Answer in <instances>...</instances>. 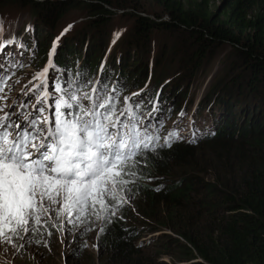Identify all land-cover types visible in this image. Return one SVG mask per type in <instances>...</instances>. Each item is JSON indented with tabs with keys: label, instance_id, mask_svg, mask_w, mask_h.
<instances>
[{
	"label": "trees",
	"instance_id": "obj_1",
	"mask_svg": "<svg viewBox=\"0 0 264 264\" xmlns=\"http://www.w3.org/2000/svg\"><path fill=\"white\" fill-rule=\"evenodd\" d=\"M26 1L8 0L4 5ZM151 1L160 14L154 13V19L135 14V34L125 45V53L113 50L107 63L102 60L106 43L103 30L109 17L126 7L147 14L138 0H28L33 5H28L33 18L44 29L37 40L45 35L41 46L39 42L37 56H45L55 37L57 21L77 5L87 7L93 16L87 29L77 34L78 39L71 37L72 33L57 44L53 60L57 70H65L69 81H79L86 91L90 88L85 85L91 86L99 73L97 87H109L115 79V89L119 85L128 95L147 75L140 53L147 50L152 27L185 34L196 45L188 51L191 63L227 43L237 57V73L215 77L202 94L194 115L209 110L211 132L200 139L201 144L192 141L171 145L152 140L149 148H141V154L126 168L135 175L124 178L129 181L127 189L142 197L140 207L137 206L140 216L154 221V229L165 227L170 231L160 232L155 238L154 247L160 248L159 252L168 249L174 254V248L178 249L183 254L181 264H264V93L252 88L264 87V0H220L214 9L213 0ZM39 13L44 16L42 19ZM164 15L169 19L158 20ZM174 43L173 48L181 46L180 42ZM191 72H181L182 83L192 80ZM122 80L125 84H119ZM158 88L154 84L146 96L143 93L147 104L156 93H160L159 106L170 98V90L162 93ZM110 90L114 92L108 89L105 95L112 96ZM173 93L175 114L187 91L181 84ZM163 94L167 95L166 100ZM223 138L240 141L231 143ZM170 167L181 169L177 179H169L165 185L159 181L146 183L147 176L154 172L173 176ZM116 210L122 215H112L110 210L99 223L97 244L104 251L99 264H169L158 256H145L146 248L141 242L136 243L138 227L126 221L131 209L122 204Z\"/></svg>",
	"mask_w": 264,
	"mask_h": 264
},
{
	"label": "rangeland",
	"instance_id": "obj_2",
	"mask_svg": "<svg viewBox=\"0 0 264 264\" xmlns=\"http://www.w3.org/2000/svg\"><path fill=\"white\" fill-rule=\"evenodd\" d=\"M138 1L146 8L147 14L137 11L133 7H126L123 10H117L116 13L109 17L106 29L104 28L103 30L106 32V43L102 60H106L107 63L108 57L113 50L114 52L125 53L124 49L127 47L125 45L131 41V37L135 34V14L148 15L152 19L157 18L154 13L160 14L159 8L151 0ZM6 2L8 0H0V76L4 77V83L0 84V87L3 88L0 96H6L7 98L0 100V107H4V112L22 111L28 114L33 111L32 106L36 103V94L29 91V89L39 83L33 77L47 66L49 53L54 42L57 46L63 38L69 37L72 33L71 37L78 39L77 34L79 31L87 29L88 21L91 20L93 15L87 7L82 5H77L76 8L68 11L57 21V28L54 32L55 37L52 39V45L46 49L45 56L38 57L36 51H40L39 42L41 46L42 38L45 35L42 34L41 39L37 40V35L44 29L33 18V12L28 8L29 4L32 7L33 5L28 0L25 4H12L10 6H5ZM219 5L220 0L212 1L213 9ZM39 14V19H42L44 16L41 13ZM168 19L169 16L164 15L158 20ZM58 37L59 40H57ZM148 38L145 47L147 49L145 50L146 52L141 51L140 53L141 62H144L145 66H147L146 77L133 87L128 95H126L127 92L121 90L122 88L119 85L115 89L113 83L115 79L112 80L109 87L104 86L105 91L114 89V92L110 90V95L112 94V97H114L113 103L115 104L116 115H119L124 108L125 97H132V100L135 101L133 110L137 113L140 126H147V132L154 137H158V139L153 141L162 140V142H165L169 139L170 134L174 133L175 135L170 138L169 143L171 145L174 143H191L192 141L193 143L198 142L201 144L202 141L200 139L208 132H211L213 123L211 112L207 109L199 112L196 117L194 116L198 109L200 98L214 82L215 77L218 75L225 76L230 72L237 73V57L234 56V52L227 43H221L213 52L207 51V53L199 57L200 59L197 62L191 63L188 51L195 44L188 41L182 32L177 35L173 32L152 27L149 30ZM174 42H180L181 46L173 48ZM140 47L144 49L143 46L140 45ZM53 59L54 55L52 56L54 65ZM129 62L127 61V64ZM78 63H81V61ZM184 69L185 72L192 71L191 74H193L191 76L192 80L182 83L180 74ZM48 75L50 85L61 77L62 86L64 81H69L65 70H57L55 66L49 69ZM97 76L91 86L90 84L85 85L90 89L86 91L81 87V91L91 93L92 87H97ZM119 84L125 83L122 80L119 81ZM154 84H158V91L162 90V93L170 90L168 93L170 98L162 106H159L158 102L160 93L154 94L153 100L149 101L150 105L142 97L143 93L146 96ZM178 84L179 86L182 84V88L186 89L187 95L183 105H180V109L174 114V105H172L173 102L171 103V97L175 96L173 92L179 89V86L176 87ZM252 88L264 93V87L252 86ZM49 90L51 91V87ZM134 93H139V96H133ZM163 95L165 96L164 100H166L167 95ZM84 103H88V101ZM137 104L139 107H136ZM169 104L171 105L169 106ZM13 105L14 107H5ZM22 105L25 106L22 107ZM167 105L169 110L166 108ZM0 115H3V112H0ZM12 119L15 120L16 116L13 115ZM121 119H125V117H121ZM222 140L228 139L223 138ZM233 141L229 142L235 143L240 140ZM169 169H172L171 175L173 176H169L168 172H166V175L154 172V174L147 176L146 183L152 184L159 181L161 185H165L170 182L169 179H177L181 169L179 170L177 167H170ZM129 190L127 189L120 193L127 200V203H123V205L131 209V214L127 215L126 221L138 227L139 237L136 243L141 242L143 247L146 248H143L147 250L144 251L146 253L145 256H158L159 260L166 261L169 264L183 263L184 261L181 259L183 254L178 249L174 248V254H170L168 249H166L168 252L165 250V253V251L159 252L160 248L154 247L155 238L160 232L170 233V231L165 227L154 229V221L140 216L137 206L140 207L142 197L138 198ZM52 215L55 216L54 213ZM115 215L121 216L122 214L120 211L115 210ZM92 218L83 225L78 223L76 227L64 222V230H61L60 227L62 221L54 219L52 222L47 223L37 234L32 233L23 240L15 238L13 244H0V264H99V260L104 259V251L100 250L96 238L101 220H96L94 216ZM52 223L57 226L53 227ZM21 245L23 246L21 247Z\"/></svg>",
	"mask_w": 264,
	"mask_h": 264
},
{
	"label": "snow or ice",
	"instance_id": "obj_3",
	"mask_svg": "<svg viewBox=\"0 0 264 264\" xmlns=\"http://www.w3.org/2000/svg\"><path fill=\"white\" fill-rule=\"evenodd\" d=\"M55 47L54 42L47 66L33 77L39 81L29 89L36 94L33 111L0 107V244L23 240L54 219L64 230V222L76 227L93 216L104 220L110 210L115 215L127 203L119 195L129 183L124 177L135 175L126 171L129 162L158 139L140 126L132 97H125L116 115L114 97L105 95L104 86L82 92L79 81L62 86V77L50 85Z\"/></svg>",
	"mask_w": 264,
	"mask_h": 264
}]
</instances>
